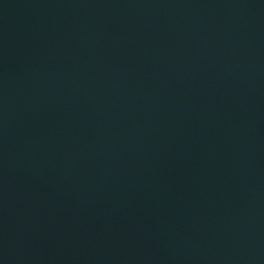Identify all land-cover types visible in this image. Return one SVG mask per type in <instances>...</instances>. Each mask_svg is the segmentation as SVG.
Returning <instances> with one entry per match:
<instances>
[{"label": "water", "instance_id": "obj_1", "mask_svg": "<svg viewBox=\"0 0 264 264\" xmlns=\"http://www.w3.org/2000/svg\"><path fill=\"white\" fill-rule=\"evenodd\" d=\"M0 264H264V0H0Z\"/></svg>", "mask_w": 264, "mask_h": 264}]
</instances>
